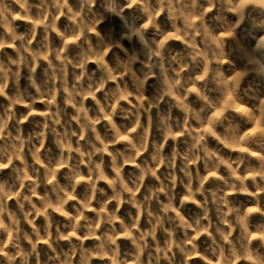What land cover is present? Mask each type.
Returning a JSON list of instances; mask_svg holds the SVG:
<instances>
[{
  "label": "clouds",
  "instance_id": "1",
  "mask_svg": "<svg viewBox=\"0 0 264 264\" xmlns=\"http://www.w3.org/2000/svg\"><path fill=\"white\" fill-rule=\"evenodd\" d=\"M0 264H264V0H0Z\"/></svg>",
  "mask_w": 264,
  "mask_h": 264
}]
</instances>
